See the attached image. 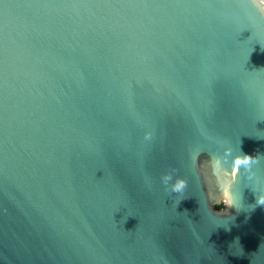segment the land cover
Segmentation results:
<instances>
[{"label": "water", "instance_id": "obj_1", "mask_svg": "<svg viewBox=\"0 0 264 264\" xmlns=\"http://www.w3.org/2000/svg\"><path fill=\"white\" fill-rule=\"evenodd\" d=\"M262 192L253 0H0V264H264Z\"/></svg>", "mask_w": 264, "mask_h": 264}, {"label": "clouds", "instance_id": "obj_2", "mask_svg": "<svg viewBox=\"0 0 264 264\" xmlns=\"http://www.w3.org/2000/svg\"><path fill=\"white\" fill-rule=\"evenodd\" d=\"M253 4L264 14V0H253ZM152 134L146 133L145 140H150ZM226 151L230 152V149ZM199 159V158H197ZM259 162L258 156H252L248 154L236 155L233 157L230 170L223 167L222 162L217 159L216 161L208 160L207 164L197 163L198 169L204 173V178L208 182V191L206 193L211 203L210 207L212 212L216 215H222L228 213L230 208L240 209L236 206V202L233 199L232 188L243 170L246 173V178L252 180L255 173L252 171L253 165ZM210 170V171H208ZM164 185H168L172 180V174L168 173L161 177ZM188 182L184 178H176L175 182L171 184V191L177 194H183L187 188ZM213 186L219 189L220 195L217 197L213 191ZM256 206H264V192L257 195L255 205H251V208Z\"/></svg>", "mask_w": 264, "mask_h": 264}]
</instances>
